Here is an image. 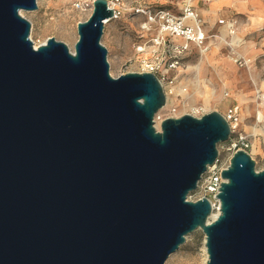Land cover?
I'll return each mask as SVG.
<instances>
[{
	"label": "water",
	"instance_id": "95a60500",
	"mask_svg": "<svg viewBox=\"0 0 264 264\" xmlns=\"http://www.w3.org/2000/svg\"><path fill=\"white\" fill-rule=\"evenodd\" d=\"M0 0V264H164L196 229L205 264H264V169L236 150L221 171L218 215L188 199L230 127L222 114L154 115L166 102L151 72L113 77L101 43L107 0L77 23L73 50L36 48Z\"/></svg>",
	"mask_w": 264,
	"mask_h": 264
},
{
	"label": "rangeland",
	"instance_id": "374dc122",
	"mask_svg": "<svg viewBox=\"0 0 264 264\" xmlns=\"http://www.w3.org/2000/svg\"><path fill=\"white\" fill-rule=\"evenodd\" d=\"M93 0H38V7L32 11H22V15L30 22L29 37L33 42L41 44L48 37H54L58 41L64 42L73 50L78 38L77 23L86 20L92 8ZM119 6L124 10L119 18H114L105 24L101 37V43L107 49V60L109 72L113 77L126 72H144V61H154L157 55L163 59L160 69L165 67L171 58L177 61L175 68L169 70L167 78H174L172 84L167 80L163 82L164 90L172 99V103L158 111L163 118L169 114L183 113L201 115L210 111H217L220 114L226 112L231 106H237L240 114L238 130L249 135L251 146L248 153L255 163L256 170L264 169V127L262 123H256L255 107L261 100L259 96L264 94V0H244L242 8L237 10L238 5L226 4L213 14L214 25L208 21V14L203 16L201 9L210 7L209 0H195L194 5L199 17L203 22L204 29L207 31L206 44L209 53L213 46L217 45L218 50L215 54V61L230 76L232 83L227 86L222 85L221 78L217 77L216 71L219 67L212 68L204 64L200 71V79L206 85L214 88L217 93L222 95L223 102L210 103L207 110L203 109V95L194 94L195 82L194 71L189 70L188 66L197 64L201 59L199 48L194 45L188 49L177 52L175 46H185L175 43L172 37L166 39V44L160 47L158 53L147 50L143 53L137 51V47L142 43L147 46L153 45V40L158 35V26L153 24L149 29H143L146 17L137 12L138 8L148 7L150 9H168L174 14L181 12L183 0H119ZM224 22H220V21ZM235 21V32L243 39V44L247 45V50L242 47L232 50L230 46V35H225L226 42H220L215 36H221V28L228 21ZM179 50V49H178ZM246 58L249 63L243 62ZM240 59V60H236ZM242 63H239V62ZM245 61V60H244ZM250 68V69H249ZM252 73L254 82L249 77ZM190 80L192 83H186ZM183 84V89L189 94H193V99L174 94L173 87ZM194 83V84H193ZM203 92L204 85L198 86ZM171 91V93H169ZM228 93V96H225ZM243 95L242 103L238 96ZM190 102L193 104L188 107ZM174 108V111H171ZM264 112V107L260 106ZM249 111V112H248ZM248 112V113H247ZM248 114V115H247ZM257 130L254 132L253 128ZM228 142H219L217 149L223 161H226L231 154L227 149ZM193 191L189 193V196ZM216 212V211H215ZM204 233L201 229H196L188 234L186 241L169 255L164 264H203L206 256L204 246Z\"/></svg>",
	"mask_w": 264,
	"mask_h": 264
},
{
	"label": "built area",
	"instance_id": "2783aa9c",
	"mask_svg": "<svg viewBox=\"0 0 264 264\" xmlns=\"http://www.w3.org/2000/svg\"><path fill=\"white\" fill-rule=\"evenodd\" d=\"M192 1L193 0H183L181 12L179 14H174L170 10L163 8L156 10L150 9L148 7L138 8L136 11L146 17L142 28L149 29L153 24H157L158 35L153 40V45L151 47L147 46L146 43H142L137 47V51L143 53L145 52L146 48H152L154 54L158 53L160 47H163L166 44V39L176 35L182 37L185 40V46L183 47L174 45V51H184L188 49L191 44H194L196 47L202 50L203 53L206 52L208 50V45L206 44L207 33L204 29L203 22L201 21L198 12L191 5ZM107 4L113 10L112 19L119 18L124 12V10L119 6V0H107ZM220 22L222 23L224 21L222 20ZM231 22L235 25L234 20ZM155 58L156 59L151 62L144 61V71L154 73L162 85L165 80H167L169 84H172L174 78L166 79V74L169 70L175 68L177 61L173 58H170L167 61L165 67L160 69V64L163 59L159 57V55H157ZM236 60L240 59L236 58ZM244 60L243 62L246 63ZM239 63L242 62L240 61ZM164 92L166 93L165 90ZM169 93H171V91H169ZM171 111L173 112L174 108H171ZM201 115L195 116L200 117ZM171 116H174V114H169L168 116L162 118L159 113H156L154 115V120L160 122L164 118ZM223 116L230 127V135L227 140V149L231 151V154L226 161H223L218 151L217 158L211 165L207 166L205 172L197 182V186L193 190V194L188 196V199L191 201L207 198L211 204L212 211H218L220 206L219 199L216 195L219 193V188L221 185L220 183L224 181L220 175L221 171L227 168L229 165V159L236 150L242 149L248 152V149L251 146L249 135L238 130L240 123L238 107H229L226 112L223 113Z\"/></svg>",
	"mask_w": 264,
	"mask_h": 264
},
{
	"label": "bare ground",
	"instance_id": "6f19581e",
	"mask_svg": "<svg viewBox=\"0 0 264 264\" xmlns=\"http://www.w3.org/2000/svg\"><path fill=\"white\" fill-rule=\"evenodd\" d=\"M209 1H210V9H207V11H208V21L211 25H214L213 14L217 10H219L223 6V4H232V3L235 4L236 3L238 5V4L244 3V0H209ZM37 3H38V0H37ZM91 11H92V8H91ZM20 13L22 14V11ZM110 20H111V18H107L104 20V23L107 24ZM221 32H222L221 36H215L216 38H218L220 40V42H226L225 41V35L229 34L230 35L229 44L232 47V50H234L235 48H240V47H242V50H244V51L247 50V45L243 44V39L235 32V25L231 21H228L224 25V27L221 28ZM172 39L175 41V43L185 44V40L180 36L174 35L172 37ZM43 43H45V42H43ZM43 43H41V44H43ZM33 45L36 48L39 44H37L36 42H33ZM70 50H72V49L70 48ZM147 50H152V48H146L145 51H147ZM217 50H218L217 45L213 46L209 53H203L202 50H199V52L201 54L200 61L197 64L188 66L189 70L194 71V79H195L194 80L195 84L193 83L195 85L194 94L195 93H201L203 95L202 105H203L204 110H207L210 103H212V102H220V103L223 102L222 95L217 93V91L214 88L210 87L209 85H206L205 81L203 79H200V71H201L204 64H207L208 66H211L214 69H215V67L216 68L219 67V64L215 61V54H216ZM245 61H246V63H249L250 59L245 57ZM216 75H217V77L221 78V80H222L221 82H222V85L224 87L227 85H230L232 83L230 76L221 67H219V70L216 71ZM249 77L254 82V78H253V75L251 72H249ZM189 82L192 83L190 80L186 81L187 84ZM200 83H203V85H204L203 92H200V90L198 88ZM173 90H174L175 95L180 93V94H182V96H184V97L190 99V101H192L193 94H190V96H189V94L185 92V89H183L182 83L174 86ZM164 94H165L166 102L161 109L168 107V105L170 103H172V101H173L172 99H170L168 94H166L165 92H164ZM237 98L241 103L245 99L243 95H239ZM259 98H260L261 102L257 103V105L255 107V118H256V123H262L261 126L264 127V112L260 108V106L264 107V94H261L259 96ZM192 105L193 104L190 102L188 107H191ZM177 116L178 115L175 114L174 116H171V117H177ZM193 116H195V115H193ZM160 123H161V121L159 122L157 120L154 122V125H155L157 130L160 129ZM256 130L257 129L254 127L253 131L255 132ZM218 213H219V210L216 212L212 211L209 218H208V221H211L212 219H214L218 215ZM186 239H187V236H186ZM206 259H207V255L203 259V264L206 263Z\"/></svg>",
	"mask_w": 264,
	"mask_h": 264
},
{
	"label": "crops",
	"instance_id": "0c3cea01",
	"mask_svg": "<svg viewBox=\"0 0 264 264\" xmlns=\"http://www.w3.org/2000/svg\"><path fill=\"white\" fill-rule=\"evenodd\" d=\"M194 1L195 0H193L192 1V3H191V5L193 6V8L196 10V8H195V5L193 4L194 3ZM223 5H226V4H223ZM242 8V4H238V8H237V10H240ZM208 9H210V7L208 8ZM197 11V10H196ZM198 12V11H197ZM201 14L203 15V16H206V14H208V11H207V9L205 10V9H201ZM206 31V30H205ZM206 33H207V31H206ZM192 45H194V44H191L190 46H192ZM195 46V45H194ZM196 47V46H195ZM198 48V47H197ZM200 50V49H199ZM207 52V51H206ZM206 52H204V53H206ZM225 96H228V93L225 95Z\"/></svg>",
	"mask_w": 264,
	"mask_h": 264
}]
</instances>
